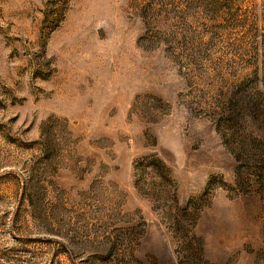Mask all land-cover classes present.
<instances>
[{
	"label": "rangeland",
	"instance_id": "rangeland-1",
	"mask_svg": "<svg viewBox=\"0 0 264 264\" xmlns=\"http://www.w3.org/2000/svg\"><path fill=\"white\" fill-rule=\"evenodd\" d=\"M0 264H264V0H0Z\"/></svg>",
	"mask_w": 264,
	"mask_h": 264
}]
</instances>
